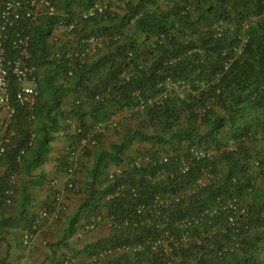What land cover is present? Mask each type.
<instances>
[{
  "label": "trees",
  "instance_id": "16d2710c",
  "mask_svg": "<svg viewBox=\"0 0 264 264\" xmlns=\"http://www.w3.org/2000/svg\"><path fill=\"white\" fill-rule=\"evenodd\" d=\"M97 2H105L106 8L80 18ZM57 11L31 33L40 94L34 119L26 109L16 107L15 135L1 159L8 171L27 173L39 167L47 159L54 135L71 128L64 122L66 117H77L88 130L114 109L135 104L137 97L145 103L141 112L128 118L138 123L135 130L108 150L92 154L88 195L68 218L61 243L78 227L89 231L102 207L108 217L121 223L137 219L136 207L142 204L151 209L145 211L144 223L134 228L112 227L107 238L86 244L79 252L70 250L72 255L87 258L97 251H111L95 264H164L169 256L179 257V264H264L257 258L260 240L255 239L264 235V0H58ZM253 17L257 20L244 29ZM73 22L71 32L63 30L57 42L51 40L60 25ZM220 24L218 35L215 26ZM243 35L248 36V43L235 55L232 49ZM91 38L101 43L81 61L78 56ZM55 48L58 54L53 57ZM232 57L224 70V62ZM69 65L74 67L71 79ZM123 71H128V80L121 79ZM72 94L82 96V103L71 101L64 107L63 100ZM96 95L106 97L100 101ZM145 126L152 133L146 134ZM79 137L77 133L65 135L73 142ZM134 141L150 144L136 157L148 155L157 160L167 154L175 167L192 150L215 149V154L212 159H193L188 171L174 179L154 181L149 177L166 165L130 166L132 159L126 152ZM231 144L233 148L228 149ZM60 163L64 169L65 159ZM123 163L127 166L122 174L110 179L106 166ZM204 168L212 173L207 185L179 202L155 204L156 195L165 198L195 188ZM11 174L0 177V210ZM121 182L136 184L137 194L126 191L109 197ZM29 205L24 196L18 225L35 233V214L27 210ZM54 206L50 209L46 204L44 209L52 213ZM214 208L211 215L209 210ZM185 219L191 225L179 228L176 223ZM167 220L173 240H163L165 232L156 227ZM253 230L259 232L255 240ZM183 231L192 238L187 244L178 241ZM196 236L203 241L195 243ZM122 246L128 249L118 251Z\"/></svg>",
  "mask_w": 264,
  "mask_h": 264
},
{
  "label": "built area",
  "instance_id": "2783aa9c",
  "mask_svg": "<svg viewBox=\"0 0 264 264\" xmlns=\"http://www.w3.org/2000/svg\"><path fill=\"white\" fill-rule=\"evenodd\" d=\"M121 2H126L128 0H120ZM58 0H0V126L4 129V133L0 136V161L4 154L6 153L7 148L10 145V139L15 135V130L12 128V121L16 113V107L20 106L26 109L27 116L31 119H34L33 109L36 105V100L40 94V89L38 85V65L35 61V56L31 51V33L34 27L38 25L44 18L54 16L57 11ZM106 8V3H94L87 10L82 12L80 18L86 19L91 16H95L98 13H101ZM257 19L255 17L247 20L244 23L243 28L247 29L251 24H253ZM133 23V20L130 21V24ZM75 26V23H70L68 25H60L59 31L55 30L52 34V41L57 42L58 36L64 32H71ZM216 32L218 35L222 32V26H215ZM164 36H161L162 39ZM86 40H84V43ZM88 46L84 48L83 52L78 56L81 61H85L89 56L97 51L98 48H94L96 45H100L101 41L91 38L87 41ZM248 43V36L243 35L238 43V46L232 51L235 55L241 53L245 45ZM234 57L229 58L223 64V69L227 70L230 63ZM68 78L71 79L74 73L73 65H69ZM128 71H123L120 75L121 79H129ZM104 95V94H102ZM135 96H138V92H135ZM73 102L76 105L82 103L83 99L80 95L72 94ZM105 96L96 95V99L103 101ZM158 99V97L156 98ZM135 104L128 105L123 109L117 110L114 109L108 118H104L98 121L93 127L88 130H84V126L81 125L77 117L69 116L64 122L69 123L71 128L69 131H62L64 136L67 133L78 134L80 137L77 141H68V146L65 153V166L63 173L68 177L66 186L70 191H75L77 185L74 181L75 175L78 173L80 161L85 158L88 153L99 147L100 136H106L110 131L119 130L122 123L127 121L128 118L132 116L135 112H141L145 106L144 101L137 97ZM207 106H210L207 104ZM208 109V107H207ZM233 144H231L228 149H232ZM23 154V151L20 153ZM215 154V149H197L192 150L191 156L187 159L181 158L178 162V165L175 167L172 164L171 158L167 154H161L157 160H152L148 155H142L136 157L130 156L132 162L130 166L147 167L151 165H156L163 163L166 165L165 168L158 170L154 175H151L149 178L154 181H161L166 179H174L175 176L182 175L186 173L189 169L190 163L193 159L195 160H205L212 159ZM20 160V155L18 157ZM126 164L118 165L112 172L109 173V178H114L115 175H121ZM212 179V173L208 168L203 169V176L198 179L196 182V187L189 191H182L176 194H169L165 198H162L159 195L155 196V204L160 203L159 205L171 204L174 202H179L181 199L190 194L196 188H202L209 183ZM16 180L14 176L8 181V186L6 188V198L4 205H11L14 197ZM139 187L134 184H129L128 182L119 183L113 193L109 196H117L123 194L126 191L136 195ZM61 196L58 195L55 198V214H59L62 210L61 205ZM220 203V199L217 200ZM159 205H154L155 207ZM230 208H235L234 204L229 205ZM145 211H150V207H146L142 204H138L136 207L137 219H124L121 223H116L113 217L105 218L106 225L108 229L112 227L124 228L137 227L138 224L145 222L143 215L146 214ZM148 212V213H150ZM211 215H213L216 210H209ZM49 217V213L46 209H41L35 214V225L31 231L24 229L23 230V245L29 246L33 238L37 235L39 231L44 226L45 220ZM100 216L93 219V222L99 221ZM189 219L180 220L176 224L179 228H186L190 224ZM230 221H233L230 218ZM170 221L167 222H158L156 227L163 232V240H173V237L169 236V231L167 225ZM89 230L94 229V224H90L87 227ZM203 235V234H201ZM178 241L187 244L192 241V238L189 236L188 231H183L180 233ZM195 243H201L203 241L202 236H196L193 238ZM128 248L125 246L119 247L118 251H124ZM108 253H111L110 250H101L96 253L88 256V261L95 263H101L105 257H109ZM118 255V254H117ZM112 256V255H111ZM78 259H75L71 254H68L62 260V264H79ZM181 259L179 257L169 256L164 264H179Z\"/></svg>",
  "mask_w": 264,
  "mask_h": 264
},
{
  "label": "crops",
  "instance_id": "0c3cea01",
  "mask_svg": "<svg viewBox=\"0 0 264 264\" xmlns=\"http://www.w3.org/2000/svg\"><path fill=\"white\" fill-rule=\"evenodd\" d=\"M3 133L4 129L0 126V136ZM67 146L65 136L55 134L49 144L47 159L39 167L27 173L19 171L11 174L7 165L4 162L0 163V177L4 178L7 174H11L15 175L16 179L13 204L3 206V203L0 210V264H59L68 254H73L70 250L79 252L86 244L100 237L107 238L111 234L104 222H101L100 226L89 232L78 227L75 233L63 240L64 244L61 243L68 218L85 200L93 166V161H90L89 157L83 158L74 177L78 188L76 191L68 190L66 186L68 177L63 173V166L60 163L61 159H65ZM101 181L97 182V188L100 187ZM58 195L61 196L62 210L57 215L54 211L50 213L43 228L30 245L24 246L23 228L18 225L19 205L22 198L28 197L30 205L27 210L34 214L44 209L46 204L52 209L54 206L52 201H55ZM101 210L106 211L104 207Z\"/></svg>",
  "mask_w": 264,
  "mask_h": 264
},
{
  "label": "rangeland",
  "instance_id": "374dc122",
  "mask_svg": "<svg viewBox=\"0 0 264 264\" xmlns=\"http://www.w3.org/2000/svg\"><path fill=\"white\" fill-rule=\"evenodd\" d=\"M57 49L55 48L54 50L53 49L51 50V54H52L53 57L58 54V50ZM62 104L66 108L68 106H70L71 105V97H68V98L64 99ZM136 127H138V123H136L132 119L123 122V124L121 125L119 130H115V131L109 132L106 135V137L104 138V140H103V142H102V144H101L99 149H101V147H102V149L108 150L110 148L111 144L118 143L122 139L123 135H125L131 129L135 130ZM143 131L146 134L152 133V129L149 126L143 127ZM149 148H150V144H148V143L134 141L131 144L129 150L127 151V155L128 156H134L136 152H138L140 150H146V149H149ZM96 151H94V152H96ZM89 160L93 161V157H89ZM87 162H89V161H87ZM107 166H106L107 171H111L112 169L115 168L114 165H111V164H108ZM262 181H263V179H260L259 183L262 182ZM87 195H88V188H87V192H86L85 198L87 197ZM103 213H104V216H105L106 211L103 212ZM100 225H101V222L96 225V228L98 226H100ZM256 233L259 234V232L257 230L255 232L253 230V232H252V234H253L252 238L253 239H254V234H256ZM100 238L102 239V238H105V237H100ZM257 238L260 240L259 248H258L259 250L257 252V258L260 259L264 263V235L259 234L257 237H255V239H257ZM96 240H98V238ZM75 259L79 260L78 261L79 264H92V262L88 261V259H89L88 257L85 258L84 256H79L78 258H75Z\"/></svg>",
  "mask_w": 264,
  "mask_h": 264
},
{
  "label": "clouds",
  "instance_id": "9594fccd",
  "mask_svg": "<svg viewBox=\"0 0 264 264\" xmlns=\"http://www.w3.org/2000/svg\"><path fill=\"white\" fill-rule=\"evenodd\" d=\"M51 40H52V38H51ZM71 101L73 102V98H71ZM67 118V117H66ZM123 124V123H122ZM115 131V130H114ZM110 132H112V131H110ZM56 134H59V135H64V133L63 134H61L60 132H57ZM106 136H103L102 138H101V140H100V144H99V147L98 148H95V149H93V150H91L89 153H88V155L86 156V157H92V154L94 153V151H99V150H102V147H101V149H99L100 148V146H101V144H102V142H103V140H104V138H105ZM68 142V141H67ZM126 154H127V152H126ZM128 156V155H127ZM93 161H94V159H93ZM0 163H1V161H0ZM257 164V163H256ZM118 166V165H117ZM117 166H115L114 165V167L116 168ZM114 168V169H115ZM114 169H112L111 171H107L106 169V171L108 172V175H109V173L110 172H112ZM63 171H64V169H63ZM12 176H14V178H15V175H11L10 176V178H9V180L11 179V177ZM8 180V181H9ZM16 180V179H15ZM78 188V187H77ZM77 190V189H76ZM75 190V191H76ZM5 191H6V189H5ZM15 191H16V184H15V190H14V196H15ZM6 194V193H5ZM13 201H14V197H13ZM12 204H13V202H12ZM41 210V209H40ZM54 214H55V206H54ZM47 212H48V210H47ZM49 213V212H48ZM34 214H36V213H34ZM107 210H106V214H105V216H104V213L102 212V210H101V214H100V217H101V219L99 220V221H96V222H93V224H94V228H96V225L98 224V223H100V222H104V224L106 225V222L104 221L105 220V218L107 217ZM49 216H50V213H49ZM98 217V216H97ZM46 221V220H45ZM82 224H83V222H82ZM107 226V225H106ZM82 228V227H81ZM89 230V229H88ZM110 230V229H109ZM89 231H91V230H89ZM89 231H86V232H89ZM23 234V233H22ZM98 239H101V238H98ZM22 243H23V241H22ZM92 243V242H91ZM72 255V254H71ZM73 256V255H72ZM74 257V256H73ZM75 258V257H74ZM59 264H62V262H60Z\"/></svg>",
  "mask_w": 264,
  "mask_h": 264
}]
</instances>
